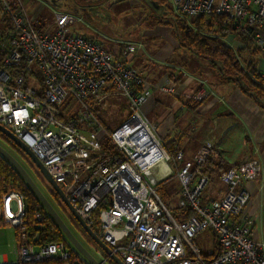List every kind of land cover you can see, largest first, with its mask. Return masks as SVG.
<instances>
[{
	"label": "built area",
	"instance_id": "2783aa9c",
	"mask_svg": "<svg viewBox=\"0 0 264 264\" xmlns=\"http://www.w3.org/2000/svg\"><path fill=\"white\" fill-rule=\"evenodd\" d=\"M167 1L171 14L193 31L199 17L224 16L232 28L231 35L221 37L227 46L248 41L264 54V0ZM51 11L52 24L38 30V13L28 18L0 0V14L11 27L10 36L0 38V125L43 164L79 217L89 227L97 224L98 238L124 264H264V241L251 237L253 221L244 213L249 193L241 186L259 177V158L246 157L222 170L218 178L225 185L223 195L205 198L211 182L206 163L214 146L204 140L192 159L183 161L180 150L169 153L156 135V124L140 108L150 88L129 64L144 44L110 38L92 28L88 35L94 37L87 36L74 29L89 28L79 14ZM158 89L171 93L174 88L164 84ZM208 92L200 86L190 98L201 101ZM111 93L125 100L127 114L108 132L88 104H100ZM72 101L74 110L60 111ZM106 138L112 150L104 145ZM172 174L179 183L175 208L182 218L157 191V184ZM42 221L41 213L34 212L33 228H41ZM0 225L14 228L17 235L15 259L3 258L0 264H89L77 251L72 256L75 249L68 241L30 237L24 196L12 183L0 185ZM204 230L215 242L209 256L194 243ZM95 255L108 264L101 249Z\"/></svg>",
	"mask_w": 264,
	"mask_h": 264
},
{
	"label": "crops",
	"instance_id": "0c3cea01",
	"mask_svg": "<svg viewBox=\"0 0 264 264\" xmlns=\"http://www.w3.org/2000/svg\"><path fill=\"white\" fill-rule=\"evenodd\" d=\"M142 25L133 37L119 38L144 44L143 51L129 60L144 77L145 88H150L140 106L142 113L156 124V135L166 143L167 151L174 154L180 150L183 161L192 159L202 141L213 144L214 171L205 193L207 199L223 195L225 185L215 181L222 170L246 157L259 158V177L241 186L249 193L244 213L253 221L251 237L264 241V107L232 82H209L205 76L193 73L181 59L183 48L171 27ZM245 57L254 60L264 78V54L257 51L250 56L248 51ZM164 84L173 85V91H160L158 87ZM200 86L210 92L194 102L190 97Z\"/></svg>",
	"mask_w": 264,
	"mask_h": 264
},
{
	"label": "rangeland",
	"instance_id": "374dc122",
	"mask_svg": "<svg viewBox=\"0 0 264 264\" xmlns=\"http://www.w3.org/2000/svg\"><path fill=\"white\" fill-rule=\"evenodd\" d=\"M8 4H16L18 8L31 18L34 13H38L39 24L48 26L52 24L53 14L51 9L69 11L75 14H79L84 21L88 24L89 28L84 26L75 25L74 29L80 33L89 34L91 28L100 32L101 34L110 38H126L133 37V34L140 32L142 29V23L147 24L152 21L151 11L155 8L157 12L164 13L166 9L158 6L152 0H4ZM39 1H43L45 5L41 7ZM169 5V4H168ZM89 13L90 20H86L82 15ZM136 21V23H134ZM133 31V32H132ZM130 39V38H128ZM240 43L241 39L237 38ZM141 42V41H140ZM143 43V42H142ZM107 44V43H106ZM111 44H107L106 48L110 49ZM110 47V48H109ZM181 59L187 62L188 68L197 73L205 76L209 82H219L220 79L217 76L216 69L211 68L208 61L200 58L187 49L181 50ZM198 65V66H197ZM197 66V67H196ZM91 105L93 115L96 120L103 126L108 132L118 127L126 118L127 108L125 100L115 94L109 95L100 104L94 106ZM74 101L70 104L64 105L60 108L61 112H68L71 109L74 110ZM97 107V108H96ZM80 106L75 109H80ZM93 108H96L94 111ZM149 119V118H148ZM0 146L6 149L8 152H12L15 159L26 169L32 180L39 188L44 197L51 204L53 209L65 223L70 232L75 238L86 248L89 253L95 255L94 247L88 240L82 235L79 230V225L67 212L63 204L58 203L56 199L50 194L51 188L43 177L34 170L31 166L28 158L21 152H14L9 148V145L0 138ZM169 166L174 170V164L170 160ZM178 165L181 162H177ZM215 181H219L218 178ZM206 187L205 193L208 192L210 185ZM158 187L167 193L166 203L171 211H175V202L179 196V183L177 178L172 174L166 180H164ZM63 240L67 241V238L63 236ZM194 243L200 249V251L206 255L212 251L213 237L210 231L204 230L197 234L194 238ZM17 244V235L14 228L7 225H0V260L5 258L7 261H13L15 256L13 249Z\"/></svg>",
	"mask_w": 264,
	"mask_h": 264
},
{
	"label": "trees",
	"instance_id": "16d2710c",
	"mask_svg": "<svg viewBox=\"0 0 264 264\" xmlns=\"http://www.w3.org/2000/svg\"><path fill=\"white\" fill-rule=\"evenodd\" d=\"M152 1L160 7H164L166 9V12L159 13L155 10H152L150 14L152 21L148 22L145 25H161L171 27V29L173 30V34L181 48L187 49L200 58L207 60L210 67L216 69L217 76L221 82H232L233 84L237 85L243 92L247 93L264 107V78L256 68L254 60L251 57H245V52L249 51L250 56H255L257 54V51L248 41H246L243 46L231 48L221 40V37L229 36L232 32V28L230 27V25L225 24L226 22L224 16L212 13L208 16L199 17L193 21L198 30L193 31L181 20L175 18L171 14L167 0ZM9 6L12 9L18 8L16 4H9ZM82 16L86 20L91 19L89 13H86V15ZM43 27V24H39L37 26V29L41 30ZM10 33L11 27L8 21V17L4 13H2L0 14V38L8 37L10 36ZM86 35L94 37L92 35ZM2 53L3 52L0 50V61L2 58ZM96 108H93V110L95 111ZM0 138L4 140L11 149L18 153H21V151L1 133ZM163 144L164 146H166V143L163 142ZM104 145L109 150H112V144L110 143L108 138L104 140ZM213 165L214 162L212 161V159H209L206 163V169L209 172L211 179V175L213 173L212 171H214V168H212ZM1 182H4L6 184L12 183L14 186L19 187V189L23 193L26 219L28 222L27 229L29 231L30 237L36 235L37 242L64 241V234L55 223V221L46 212L41 202L28 188L27 184L24 182L18 172L12 167V165L0 155V185ZM162 182L157 184V191L160 194L162 200L166 203V200L168 198L167 193H165L161 187H158ZM50 194L54 199H56L58 203H61L58 196L52 190H50ZM204 197L206 198V194L204 195ZM36 211L40 212L43 217V225L39 229H34L31 224L32 216ZM172 213L178 218L183 217H181L177 209L175 211H172ZM78 227L86 240H88L89 243L93 245V247L95 246V248L98 249V246L89 238V236L80 228V226ZM90 228L95 234L97 233V224L91 225ZM213 246H215L214 240ZM72 252V256H76V251ZM204 256H209V254H206ZM107 263L114 264L109 258H107Z\"/></svg>",
	"mask_w": 264,
	"mask_h": 264
},
{
	"label": "water",
	"instance_id": "95a60500",
	"mask_svg": "<svg viewBox=\"0 0 264 264\" xmlns=\"http://www.w3.org/2000/svg\"><path fill=\"white\" fill-rule=\"evenodd\" d=\"M0 133L11 141L29 160L31 165L35 170L43 177V179L48 183L51 190L58 196L61 203L65 206L67 211L77 222L80 228L89 236V238L98 246L99 249L114 263V264H124L112 251L111 249L103 243L98 236L91 230V228L79 217L74 208L71 206L66 196L58 186V184L52 179L48 171L45 169L43 164L36 158V156L29 150V148L14 134H12L8 129L0 125ZM0 155L6 159L12 167L18 172L22 177L24 182L27 184L28 188L35 194L38 200L41 202L42 206L50 217L58 225L67 241L72 245V247L77 251L89 264H101L100 261L96 260L89 251L84 248V246L75 238V236L70 232L65 223L53 209L48 200L41 193L39 188L36 186L31 176L28 174L26 169L15 159V157L8 152L6 149L0 146Z\"/></svg>",
	"mask_w": 264,
	"mask_h": 264
},
{
	"label": "flooded vegetation",
	"instance_id": "af4514ba",
	"mask_svg": "<svg viewBox=\"0 0 264 264\" xmlns=\"http://www.w3.org/2000/svg\"><path fill=\"white\" fill-rule=\"evenodd\" d=\"M10 148V147H9ZM11 149V148H10ZM13 150V149H12ZM14 151V150H13ZM14 152H16V151H14ZM11 154H12V152H10ZM13 155V154H12ZM96 248H95V246H94V251L96 252ZM94 257H96V256H94Z\"/></svg>",
	"mask_w": 264,
	"mask_h": 264
}]
</instances>
